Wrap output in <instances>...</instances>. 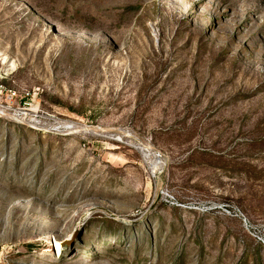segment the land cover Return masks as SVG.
I'll return each mask as SVG.
<instances>
[{"label": "rangeland", "instance_id": "374dc122", "mask_svg": "<svg viewBox=\"0 0 264 264\" xmlns=\"http://www.w3.org/2000/svg\"><path fill=\"white\" fill-rule=\"evenodd\" d=\"M0 264H264V0H0Z\"/></svg>", "mask_w": 264, "mask_h": 264}]
</instances>
